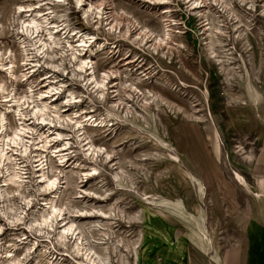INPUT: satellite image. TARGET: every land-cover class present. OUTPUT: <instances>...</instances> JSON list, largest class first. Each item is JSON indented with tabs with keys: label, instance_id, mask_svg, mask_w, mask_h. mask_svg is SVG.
<instances>
[{
	"label": "rangeland",
	"instance_id": "1",
	"mask_svg": "<svg viewBox=\"0 0 264 264\" xmlns=\"http://www.w3.org/2000/svg\"><path fill=\"white\" fill-rule=\"evenodd\" d=\"M204 1L206 17L188 0H0V59L17 76L0 65V146L12 156L0 159V264H246L252 248L264 255V229L252 227L254 247L247 233L264 219V195L245 171L257 142L234 122L252 117L238 75L261 86L264 0ZM31 17L41 27L26 33ZM206 18L225 33L216 37L229 77L206 51ZM166 24L171 40L157 46ZM7 170L20 188L4 184ZM47 179L55 187L42 190ZM53 199L59 215L38 224Z\"/></svg>",
	"mask_w": 264,
	"mask_h": 264
},
{
	"label": "bare ground",
	"instance_id": "2",
	"mask_svg": "<svg viewBox=\"0 0 264 264\" xmlns=\"http://www.w3.org/2000/svg\"><path fill=\"white\" fill-rule=\"evenodd\" d=\"M56 1H58V0H56ZM75 1V3H76V5H78V6H81V5H83L84 4V1L85 0H74ZM169 2V0H156V2H154V3H156L158 6L159 5H165L166 3H168ZM188 2H191L190 3V6L189 7H191V9H199V8H203V13L201 14L202 15V17L203 16H205L206 17V15H205V13H207L208 11H209V7H208V5H206L205 4V1L204 0H188ZM215 2V1H214ZM222 2V1H221ZM225 3V2H224ZM96 6V5H95ZM226 6V5H225ZM221 7V6H220ZM254 7V6H253ZM17 8H18V12H30V11H32V9H31V7L28 5L27 7H24V6H21V5H19V6H17ZM35 8V7H34ZM92 8H93V3L92 2H88V9L89 10H92ZM100 8H101V5H99V6H96L95 7V10H97L98 11V13L100 12ZM166 8V7H165ZM250 9V8H249ZM165 10V9H164ZM170 11V10H169ZM254 11V10H253ZM41 14H40V16H42L43 17V20L45 21V23L46 24H50L51 22H49V19L46 17V15H45V13L44 12H40ZM165 13H167V11L165 10ZM236 13H237V11H236ZM213 17V16H212ZM212 21L214 22V18H212ZM205 24H203L204 26H205V31L204 32H206L207 34V39H208V41L207 42H205V46H206V51L209 53V55H210V58L211 59H213L214 60V62L216 63L217 62V64L218 65H220V67H221V69H222V67H223V69H224V66H225V64H224V62L225 61H223V60H221L220 58H222L220 55L222 54V53H224L226 50L224 49V46L226 45V43H224L223 44V42L219 39V38H217L216 37V34H225L224 32H222V29L220 28V26L219 25H217L216 27L215 26H213V25H209V23L210 22H208V19L206 18L205 19ZM23 23V27H24V29L26 30L25 32L27 33V32H29V33H31L33 30L34 31H38L39 29H40V27H41V22H39V20H37V19H35L34 17H31L29 20H27V21H23L22 22ZM219 23V22H218ZM222 25V24H221ZM249 26V25H248ZM54 27V26H53ZM23 29V30H24ZM172 29H171V25H169V24H166L165 25V27H164V30H163V35L160 37V38H156L155 39V41H156V45L157 46H163V45H166V46H168V44H169V41L171 40V34H172ZM55 34H53V33H49V39L52 41V45H58V43L59 42H56L55 40H56V35L54 36ZM140 35V34H139ZM80 40V39H79ZM228 41V40H227ZM80 42L83 44L84 43V41L83 40H80ZM94 42V41H93ZM90 43V42H89ZM95 43V42H94ZM102 44V43H101ZM50 45V44H49ZM68 45H69V47L71 48L72 47V45H71V42L70 41H68ZM97 45V44H96ZM47 46H48V44H47V42H43L42 43V48H39L40 50H44V48H47ZM101 46V45H100ZM99 46V47H100ZM103 46V45H102ZM101 46V47H102ZM82 47V46H81ZM91 47V46H90ZM99 47H97V48H99ZM217 47H219V48H217ZM38 49V50H39ZM26 50V49H25ZM218 51H220V52H218ZM228 51V50H227ZM226 51V52H227ZM93 49L91 48V49H89L88 50V59H90L91 60V58H92V55H93ZM226 54V53H225ZM71 56H72V58L73 59H76V56L75 55H73V53H71ZM223 56V55H222ZM226 56V55H225ZM224 56V57H225ZM226 58V57H225ZM227 59H229V57L227 58ZM89 60V62L91 63V61ZM227 61V60H226ZM83 63H87V60H83L82 61ZM228 64H230V62L228 63ZM227 64V67L224 69L225 70V74H226V76L227 77H229V75L231 74H234L233 73V71H234V67H232V66H230V65H228ZM0 65H1V67L3 68V70L5 69V68H7V66H6V64H4L3 62H2V60L0 59ZM81 66H79V68H80ZM241 67V66H240ZM1 68V69H2ZM238 70V69H237ZM7 71H8V75H9V77L10 78H14L15 80L17 79V76H16V74H15V72H14V70H13V63L11 62V64H10V66H8V68H7ZM235 72V71H234ZM237 72H241V71H237ZM223 74V73H222ZM238 74V73H237ZM242 74V73H241ZM241 74L240 75H238V77L241 79V81L240 82H242L241 84L242 85H244V89L245 90H247V92L250 94V91H252L251 89H252V85H251V81H249V80H244V78H242L241 77ZM246 76V75H245ZM253 76V75H252ZM105 77H107V76H105ZM236 77V76H235ZM256 77V76H255ZM225 78V77H224ZM237 78V77H236ZM236 78H234V79H236ZM92 79H94L95 80V86L96 87H99V86H102V87H104V82H97L96 81V79H95V77H94V75H92ZM103 80H104V78H103ZM106 80V79H105ZM225 80V79H224ZM227 80V79H226ZM228 80H229V78H228ZM253 80V79H252ZM230 82V81H229ZM253 82V81H252ZM259 82V81H258ZM257 82V83H258ZM227 83H228V81H227ZM255 83V82H254ZM231 84V83H230ZM240 85V84H239ZM255 85H257V84H255ZM230 86V85H229ZM231 86H232V84H231ZM257 87H259L258 85H257ZM5 90V84H4V82L3 81H0V92H2V91H4ZM231 90V89H230ZM255 91V90H254ZM256 92V91H255ZM252 93H253V91H252ZM103 94V93H102ZM254 96V95H253ZM208 97V96H207ZM255 97H257L256 95H255ZM251 99H252V97H250ZM250 99V100H251ZM257 99V98H256ZM262 100V99H261ZM11 102H13V104L15 105H18L19 104V102H18V99L16 98V97H13V99L12 100H10ZM9 101V102H10ZM232 101V100H231ZM7 102V101H6ZM258 102V101H257ZM256 102V103H257ZM252 103V102H251ZM261 103H263V102H261ZM241 104L242 105H246V103L244 102V101H241ZM253 104V103H252ZM258 105V104H257ZM7 107V106H6ZM10 107H12V106H10ZM7 109H9L10 111H11V109L12 108H7ZM45 109H47V106L44 104V106H41V107H36L35 109H34V111H33V114L35 115V116H37V114L39 115V113H44V110ZM17 112V114L18 115H21L20 114V111L19 110H17L16 111ZM56 114V113H55ZM57 114H58V112H57ZM41 115V114H40ZM260 116H261V118H263V116L261 115V114H259ZM210 116H211V114H210ZM211 117H213V116H211ZM42 120L44 121V119L42 118ZM210 120H211V122H212V124H213V126L215 127V123H214V121L212 120V118H210ZM5 121H6V118H5V114L4 113H2L1 111H0V122H1V128L3 129L4 127H5ZM206 121H208V120H206V118L204 117V116H201V123H205ZM84 122V121H83ZM209 124V123H208ZM82 127V126H81ZM83 130V129H82ZM22 132L24 133L25 132V130L24 129H20L16 134H15V136H14V141L15 142H21L22 141ZM217 133H216V135L218 134V129H217V131H216ZM58 135H60V134H58ZM16 143V144H17ZM22 143V142H21ZM1 144V143H0ZM3 145V144H2ZM89 145V144H88ZM89 147V150L92 148V145H90V146H88ZM24 149H26V148H24ZM26 151V150H25ZM24 151V152H25ZM57 152V151H56ZM61 152V151H60ZM2 158H5L6 159V161H11V158H12V156L11 155H8L7 153H6V149L4 150V148L3 147H1L0 146V159L2 160ZM250 158L251 157H249L248 156V160H250ZM252 159V158H251ZM1 164V163H0ZM8 168V167H7ZM6 168V169H7ZM9 169V168H8ZM42 169V168H41ZM9 170H7V172H8ZM44 171V170H43ZM191 172V171H190ZM9 173V172H8ZM192 173V172H191ZM0 174H1V171H0ZM45 175L46 174H44L43 173V175H42V177L43 178H45ZM194 175V174H193ZM195 176V175H194ZM196 177V176H195ZM198 178V177H197ZM46 179V178H45ZM198 179H200V178H198ZM235 179L236 180H240L241 179V177L239 176V174L237 173L236 174V177H235ZM20 180V181H19ZM201 180V179H200ZM23 181V180H22ZM47 181H48V179H47ZM3 182H4V184H14V185H16L18 188H20L21 187V185H23L22 183H21V177L19 176V175H17L16 173H14V174H8V176L6 177V178H4V180H3ZM49 182V181H48ZM47 182V183H48ZM55 181H50L48 184H45L46 186H44L43 185V187H41L42 188V190H43V188L45 189V188H49L50 189V187H55ZM59 187V186H58ZM46 190V189H45ZM58 194V193H57ZM0 196H1V194H0ZM55 196L56 195H54V198H55ZM53 197V196H52ZM51 197V198H52ZM1 198V197H0ZM47 202V201H46ZM55 202H54V199L52 200V201H50V202H48V203H45L44 204V209H45V211H46V209H48V208H51L52 209V213L50 214L49 212H45L44 214H42V221H41V223H38V224H40V225H48V221H51V219L53 218V217H56L57 215H59L58 214V211L60 210V209H58L57 208V204L55 205L54 204ZM43 209V208H42ZM11 210V209H10ZM14 210V209H13ZM17 216V215H16ZM35 221V220H34ZM32 222V221H31ZM34 223H36L37 224V222L35 221ZM51 224V223H50ZM49 224V225H50ZM31 225H32V223H31ZM252 225H256L257 227H260V228H262V229H264V227L263 226H261L258 222H256V221H254V220H250V223H249V225H248V229H247V231L249 232V229H250V227L252 226ZM51 226V225H50ZM73 228V226L72 225H70V226H68V227H64L63 228V230L60 232V234L62 233L63 235H65V233H67L68 231H70L71 229ZM75 228V227H74ZM76 229V228H75ZM74 229V230H75ZM71 232V231H70ZM75 233V232H74ZM59 239L61 240V238H63L62 237V235H59ZM78 237V236H77ZM251 237H252V239H254V237H255V233L253 232V233H251ZM259 239H261V236H259L258 237ZM66 239V238H65ZM65 239H63V240H65ZM80 238L78 237L77 238V242H75V247L74 248H76L78 251H79V244H78V240H79ZM262 241H263V244H264V238H262ZM81 242V241H80ZM252 242H254V241H252ZM83 246V245H82ZM81 246V247H82ZM127 248V247H126ZM75 249V250H76ZM82 249V248H81ZM200 252V251H199ZM251 256H250V260H249V257H248V255H247V261H249V263L250 264H264V255L263 256H259L257 253H256V248H252V250H251ZM84 253H85V255H86V257L88 258V257H90V255L92 254V249L91 248H89V249H85V251H84ZM181 253H183L182 251H181ZM200 254L201 255H206V254H204L203 252H200ZM92 255H95V252H94V254H92ZM93 264H100L101 263V260H99V261H96V260H94L92 257H90V258H88ZM211 260V259H210ZM212 261V260H211ZM246 261V264L248 263ZM10 263V262H9ZM103 264H106V262H102ZM212 264H214V262L212 261Z\"/></svg>",
	"mask_w": 264,
	"mask_h": 264
},
{
	"label": "crops",
	"instance_id": "3",
	"mask_svg": "<svg viewBox=\"0 0 264 264\" xmlns=\"http://www.w3.org/2000/svg\"><path fill=\"white\" fill-rule=\"evenodd\" d=\"M251 85H252L251 90L253 91V93H252V91H250V94H249L246 91L245 97H246V100L248 102V105L244 108V111L247 112L248 116H250V114H251L252 117L247 121H245V120L243 121V118H237L234 122H235V126L237 128L245 127L246 129L253 132V134H251V135L254 136V139L257 142V148L258 149H257L255 156L253 157L252 162L247 163V165L245 166L246 167L245 171H246V174L252 178L254 184L256 185L255 188H256L257 192L260 195H262V194L264 195V70L262 71V75H261V86L257 87V85H255L252 81H251ZM255 95L257 97H255ZM250 97H252V99ZM261 102H263V103H261ZM254 109L259 114H261L263 116V118L258 120V118H256V116L254 117L252 115V110L254 111ZM256 109H258V110H256ZM256 197L258 198V199L255 198V199H257L256 201H258L260 203L259 195L256 194ZM261 201H263L262 197H261ZM255 219L264 226V219H261V218H255ZM252 227H257V226L252 225L249 229L251 231V233H253V232L255 233L254 239H252V237H251V241H254V242H252V247H254L255 242H256V236H258L259 234L256 233L255 229ZM247 233H248V231H247ZM251 233H250V236H251ZM247 262H248L247 264H249V261H247ZM231 263L232 264H239L240 261L238 260L237 263L235 261L234 262L232 261Z\"/></svg>",
	"mask_w": 264,
	"mask_h": 264
}]
</instances>
